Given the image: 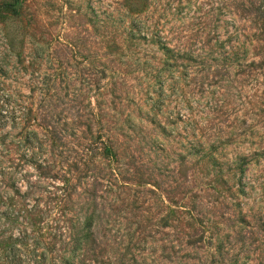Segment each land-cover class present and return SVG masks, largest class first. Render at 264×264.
Returning <instances> with one entry per match:
<instances>
[{
  "label": "rangeland",
  "instance_id": "obj_1",
  "mask_svg": "<svg viewBox=\"0 0 264 264\" xmlns=\"http://www.w3.org/2000/svg\"><path fill=\"white\" fill-rule=\"evenodd\" d=\"M0 264H264V0H0Z\"/></svg>",
  "mask_w": 264,
  "mask_h": 264
}]
</instances>
